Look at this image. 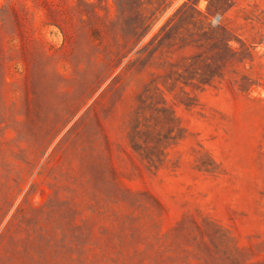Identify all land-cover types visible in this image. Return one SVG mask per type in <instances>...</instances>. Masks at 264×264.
<instances>
[{"label": "rangeland", "instance_id": "374dc122", "mask_svg": "<svg viewBox=\"0 0 264 264\" xmlns=\"http://www.w3.org/2000/svg\"><path fill=\"white\" fill-rule=\"evenodd\" d=\"M0 264H264V0H0Z\"/></svg>", "mask_w": 264, "mask_h": 264}]
</instances>
